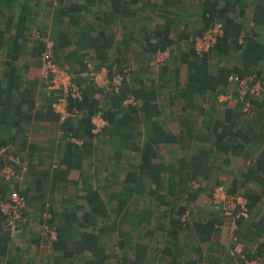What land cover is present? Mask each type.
Segmentation results:
<instances>
[{"label": "crops", "instance_id": "obj_1", "mask_svg": "<svg viewBox=\"0 0 264 264\" xmlns=\"http://www.w3.org/2000/svg\"><path fill=\"white\" fill-rule=\"evenodd\" d=\"M127 1L121 0L120 8L114 11L113 0H64L59 9L52 0H0V79L10 72V56H16L20 90L14 97L22 102L20 114L12 118L16 120L10 135L15 134V139L9 141V154L25 160L27 168L31 162L19 184L28 203L27 223L22 226L25 232L18 242H10L0 255V264H231L230 240L222 232L215 230L207 238L203 232L198 234L194 225L182 230L180 224L187 214L193 224L208 221L214 215L209 210L212 187L220 183L237 190L238 181L248 184L242 189L244 193L262 197L242 224V236L250 244L247 253L252 257L253 245L264 243V223L260 233L257 229L264 220V185L257 173L249 182L243 179L254 166V149L250 148V157L218 153L213 161L195 168L189 167L190 158L183 161L189 147L206 144L210 138L208 131L199 128L196 141H186V146L181 133L188 134L190 128L182 131L183 121L189 126L202 122L216 96L211 94L195 109H184V101L176 98L179 89L175 71L180 69L177 74L185 82L188 66L177 56L187 53L194 37L219 20L209 21L206 0H174L172 5L148 0L130 7ZM73 5L80 6L82 12L70 10ZM261 12L264 0H242L237 10L231 11L229 17L243 27L239 42L245 35L255 34L256 40L264 43ZM38 30L44 36L36 34ZM164 33L172 41L167 47L172 55L159 69H152L149 63L157 57L156 45ZM19 34L18 52L14 54ZM52 38L57 43L53 54L57 63L72 74L77 89L72 97L97 105L89 120L92 125L94 117L102 114L101 109L106 113L115 109L107 91L89 77L90 72L104 66L133 69L134 83H126L124 93L129 96L135 83L148 87L155 96L149 114L134 101L126 103V99L116 111L115 123L95 132L93 126L92 135L81 127L89 116L85 107L74 110V114L68 111L71 116L66 123L56 119L55 113H61L55 109V115L50 113L48 100L52 94L43 75L44 55L52 49V42L46 51L40 43ZM239 57L240 52L231 55L234 65L241 64ZM218 60L210 61L212 74ZM261 64L264 69V59ZM218 97L216 114L211 113L215 114L214 122L224 120L226 108L245 112L231 99L221 101L226 96ZM250 104L259 112L256 121L254 115L240 114L239 118L246 127L264 135V88L253 94ZM68 106L67 100V110ZM197 111L201 113L198 117ZM0 128V135L5 137L6 132ZM154 129L165 134L164 143L149 139L148 131L153 133ZM129 137L133 140L131 149L127 146ZM172 137L174 141L170 142ZM148 150L155 153L150 164L153 167L144 163ZM2 186L7 190L12 187L0 181ZM95 193L96 210L102 211V216L90 210L89 198ZM85 213L89 215L84 217ZM84 221L87 227L82 225ZM262 257L259 264H264Z\"/></svg>", "mask_w": 264, "mask_h": 264}, {"label": "trees", "instance_id": "obj_2", "mask_svg": "<svg viewBox=\"0 0 264 264\" xmlns=\"http://www.w3.org/2000/svg\"><path fill=\"white\" fill-rule=\"evenodd\" d=\"M120 1L121 0H113L112 7L114 11H117V9L120 8L118 7ZM146 1L148 0H129L125 2V4L126 6L130 7L132 4L144 3ZM166 2L167 3L169 2L171 5L173 3L175 4L174 0H164L163 5L164 4L166 5ZM205 2H206L205 3L206 7H208V12L210 13L209 21L213 22L214 20L218 19L219 21L215 23L222 24L223 35L219 38L216 46L209 53H206L203 56H200L197 54L195 47H194V42L192 43V48H190L187 51V53L178 54L177 59H179V62H182L183 64L188 66V75H187V81L183 82L180 79V76H178L177 74V73H180V69L175 71L177 75V78H176L177 81H175L176 89L177 88L179 89V96L176 98L178 100L182 99L184 101V109H189V110L197 108L199 106L200 101L201 102L204 101L211 94L212 95L215 94L216 101L215 103L211 104L209 108V112L206 113V116L205 118H203L202 122H196L189 126L187 121L186 122L183 121L184 122L183 129L181 130L185 131L188 129V127L190 128L188 134L181 133V137L183 138L185 143L186 141H191V142L196 141L194 138L199 128H201L200 130L208 131V133L210 134V138L207 139L206 144L204 143L203 145H200L201 143H199L198 146H193L192 148L189 147L187 150V156H186L187 158L183 161H188V159L190 158L189 167L195 168L198 165L202 164V162L205 163L207 161H213L214 158L215 159L217 158L218 153L220 154L222 153L226 155H233L235 157H245V156L250 157L248 152L251 148V149H254L253 158H252V163L254 166L250 168L249 172L246 175H244L243 179L244 181L249 182L251 179H253V175L257 173L261 180L260 184L264 185V135L263 133L260 131L258 132L253 131L250 129V127H246L244 123L241 122V118H239L240 114H244V113H240L239 109H236L238 111L236 112L233 109L226 108L224 111V115H225L224 120L220 121L216 119L217 121L214 122L215 114H216L215 108H216V105L218 104L217 101L219 100L218 96L220 94L221 96L223 95L227 96V95L232 94L233 96H235L234 99L238 98V92L232 91V90H237V87L236 85L233 84V82L229 80V77L231 75H236L241 78H244V77H248L250 74L249 72H251L252 70H254L255 72L258 71L259 77L263 75L264 71H263L261 62L264 59V43L258 42L256 40L255 34L245 35L242 42H239V38L242 34L243 27L237 24V22L234 19L230 18L229 14L231 13L232 10L236 11L240 7L242 0H206ZM62 3L64 4V0H59V5L56 6V9H59L60 7H62L61 6ZM126 6L124 7H125V10L127 11L128 8ZM70 10L74 12H82L83 9H81L80 6L73 5L72 7H70ZM263 14L264 12H261L259 19L261 18L262 20L264 18ZM40 31H42L43 34L46 33L45 30H40ZM35 32L36 34H39L41 37L44 36L39 33V30ZM20 35L21 34H19V36L15 40V49L13 50L14 54L18 52V48H16V43H18L19 38H21ZM166 37L167 36L165 33L161 35V38H160L161 40H158V44L156 45L157 47L156 51L158 50L160 52L161 50L162 51L168 50L170 52L171 49L167 47L172 45V41L169 42V40ZM50 42H52L51 50L53 51V54L55 55L57 43L54 40V38H52L51 40L46 39V40L40 41L45 51L47 49V44ZM48 51H49V48L47 49L46 52ZM237 52H240L239 58L241 59V64L234 65L231 61V55ZM171 55L172 53L170 52L169 59ZM10 58L12 59L11 64H9L10 72L5 73L3 76V79H0V127H3V131L6 132L5 137L2 134L0 135V150L7 147L9 145L10 140L15 139V134L10 135V132L13 129L12 122H15L16 120V119L13 120L12 118L20 114L21 106H22V102H18L14 97V92H18L20 90L19 89L20 84H19V80L16 74V66L14 65V61L16 60L17 57L13 55V56H10ZM212 59L220 60V61L218 60L220 63H219V66L216 68L215 74H212V67L210 64V61ZM54 60L57 63L55 57H54ZM57 65L60 68H65L59 63H57ZM127 68L131 69L130 66H126V65L122 67H116V69L110 68L111 70L109 69L110 70L109 76L113 77L116 74H123V71ZM131 70L129 71L130 76L124 80L123 85L118 88L117 93L107 91V94L111 97V100L113 101L115 109H116V110L115 109L112 110V112L109 111L108 113H106L104 110L101 109V112L105 116V119L107 120L108 124L111 122L115 123L116 111L118 110V107L121 105V103L126 99H129V98L133 99V101L138 105L139 109L145 114H149V110L154 107L155 96L151 91H149L148 87L145 88L144 85L138 86L135 83L132 88V93L129 96H127L124 93L125 91L124 87L126 83L128 82H131V84L134 83L133 82L134 80H131L133 76V69ZM48 90L52 94L51 96L52 98L48 100V103L50 105L49 107L50 113L54 114L55 112L54 104L58 102L59 97L63 95L62 94L63 92L57 91V90H50V89ZM55 91H56V95H57V92L59 93V95L57 96L58 98L55 96ZM66 98H69L67 99L68 104H69L68 111L72 114H74L73 111L76 109H81L83 107L87 108V110H84V111L87 112L89 116L85 119L81 127H83L84 129L83 132L87 133V135H92L91 132L94 129L93 128L94 125H92L91 121L89 120L94 114L93 111H96L98 109L96 107L97 106L96 103L89 102L88 100L85 102H82L78 98H73L72 95L70 94L66 96ZM241 103H239L238 105L243 106L242 105L243 103L242 104ZM86 104H88V106ZM254 104L255 105L257 104L256 101ZM257 106L259 105L257 104ZM11 111H13V113H11ZM253 112H254L255 119H257V115H258L257 113H259L257 112V108H253ZM211 113H215V114H211ZM55 114L57 115L56 119L60 120L61 118L60 115L58 113H55ZM199 115H201V113L200 111H197V117ZM246 120L249 121V119H246ZM66 122L67 121L65 120V123ZM212 123L215 125L213 126ZM155 130L156 129H154L153 131ZM158 130L159 129H157L153 133H151L150 132L151 130H149L148 131L149 139L157 143H160V142L164 143L167 140V138L164 137L165 134L158 133ZM70 135H73V134H70ZM73 136L76 138V135H73ZM171 141H174V138L170 140V142ZM128 142L129 143H127V146L128 148L131 149L133 145V140L131 137H129ZM187 145L188 144L186 143V146ZM186 146L184 147V149H187ZM149 155H151L152 157ZM154 155L155 153L152 150H148L147 152H145L144 156L147 159L145 160L144 163L146 167L147 166L153 167V165H150V164L152 163L151 161ZM11 163L12 161L9 159V156H5V155L0 156V170H3L5 165L11 164ZM28 163L30 166L31 162H28ZM182 164L184 165L185 162H182ZM209 170L211 171V169ZM202 171L203 170H200L199 172H202ZM27 172L28 171L22 174L23 175L22 180L19 183L14 185L15 187L14 189L9 188V190H7L3 186L0 187V196L3 199H5L9 197L13 191H18V193L25 198V201L27 203V198L22 194V191L19 188V184L21 182L23 183L24 176L27 174ZM237 183H239L238 188H237ZM237 183H236L237 190L228 189L229 194L235 195L239 192L243 194L244 198L247 201V209H248L247 217H249L250 216L249 210L251 211L252 209H254V206H256L257 203L261 201L262 197H257L256 195H253L248 192L244 193L242 189L243 187L245 188V186L248 184L244 182H239V181ZM217 185H220V183L215 184L212 187V190L210 192V203H212L214 188ZM89 199H91L90 210L92 212L97 211V214L102 216V211L96 210L97 209L96 201L98 200L97 194L96 193L93 194ZM26 212H28V207H27ZM88 215L89 214L85 213L84 217ZM243 219L244 218L239 220V223H241ZM52 221L53 219H51V222ZM85 223H88V222L84 221L82 222V225L84 227H87ZM263 223H264V220H261L259 222L258 224L259 226H257L258 233L261 232L262 227L260 226H262ZM193 225H194V229L196 230V232H198V234H202L203 232L206 234L205 236L207 238H209L215 230L216 232L218 231L222 232L221 234L224 236V238H229L231 248H232V235H230V225L228 224L226 218H223V217L216 218L215 216L211 215L208 221H204L203 223L195 222V224ZM180 228L182 230H185L187 226L185 225L183 226V224H180ZM23 231L25 232V228L21 232ZM0 234H1L0 235V255L3 256L10 242L11 244H15L14 240L16 239H13L11 237L9 231L6 228V221L2 216H0ZM242 234L243 232H241V230H239L238 233L236 234V236L238 237V241L240 242L245 241V237H243ZM22 235L23 233L21 234V236ZM174 238H175L174 240L177 242V234L174 236ZM55 243L56 242H54V245ZM60 246L61 245L59 244L57 248H60ZM247 252L248 250L244 251V255L246 257H244V259H241V261H251L253 259L261 260V257L264 256V243H261L260 247H258L255 252L254 251L252 252L253 254L252 257L250 256L251 253L249 255V253Z\"/></svg>", "mask_w": 264, "mask_h": 264}, {"label": "built area", "instance_id": "obj_3", "mask_svg": "<svg viewBox=\"0 0 264 264\" xmlns=\"http://www.w3.org/2000/svg\"><path fill=\"white\" fill-rule=\"evenodd\" d=\"M53 5L56 7L59 5V0H52ZM223 35V26L221 23H214L213 26L209 27L203 32L202 35L195 36L193 39L194 47L198 55L203 56L209 53L217 44L219 38ZM169 57V51L159 52L154 60H151L149 65L152 69H159L161 64ZM108 66L102 67L100 70L92 71L89 75L90 79L99 87L101 90L110 91L117 93L118 88L123 85L124 80L129 77L128 69L123 71V74H116L113 77L109 76ZM44 78L48 81V88L50 90L62 91L63 96L59 98L58 102L54 104V109L60 112L61 121L65 122L71 114L67 110L66 96L69 94L74 96L76 94V86L72 74L66 68H60L54 60L53 51H48L44 55V67H43ZM229 80L233 82L237 87L238 98L240 102L244 103L247 111L245 113L249 116H253V107H251L250 101L247 97H252L253 94L262 90L264 85V78L259 77L257 74L250 75L248 77L241 78L236 75H231ZM227 100L233 98V95H227ZM248 99V100H246ZM133 99L129 98L126 103L132 102ZM93 124L96 131L97 128H103L108 125L107 120L103 118L102 114H97L94 117ZM73 142L78 143L76 139H72ZM9 156V159L13 163H20L19 157L9 154V147H5L0 150V156ZM9 165V164H8ZM12 166V165H11ZM11 166L5 165L3 173H0V179L4 180V183L8 182L12 185L11 188H15L14 185L20 182L23 178V173L27 171L25 165L20 173H17ZM6 168V169H5ZM213 212L216 209H220L223 218H226L230 225V235H232V248L230 249L229 255L232 258L231 264H256L258 261H241V255L244 256V246L238 241V237L235 235V229L238 228V220L242 217H247V201L241 192L230 195L228 188L223 185H217L214 188L213 200H212ZM27 203L25 198L21 196L18 191H13L12 194L3 199L0 196V216L6 221V228L9 231L13 239H17L22 234V226L27 223ZM242 246V247H241ZM243 248V249H242ZM210 264V263H207Z\"/></svg>", "mask_w": 264, "mask_h": 264}, {"label": "rangeland", "instance_id": "obj_4", "mask_svg": "<svg viewBox=\"0 0 264 264\" xmlns=\"http://www.w3.org/2000/svg\"><path fill=\"white\" fill-rule=\"evenodd\" d=\"M263 71H264V69H263ZM264 74V73H263ZM249 100L250 99H252V97H247ZM248 99H246V100H248ZM227 100V97H223L222 99H221V101H226ZM243 107L245 108V111H247V108H246V106H245V104L243 103ZM248 112V111H247ZM10 153H11V151H10ZM17 161H19L20 163H13V164H9V165H7V166H11V167H13L14 169H15V171L17 172V173H20V170L26 165L25 163H26V161L25 160H22L21 159V157H19L18 158V160H16V162ZM18 168H20L19 170H18ZM29 168H30V166H29ZM29 168H27V171H29ZM6 169V168H5ZM2 173H3V171H2ZM238 174L240 173V171H238L237 172ZM0 181H2V182H4V180L3 179H0ZM223 185H225V184H223ZM226 186V185H225ZM227 187V186H226ZM209 210H212L213 211V209H210L209 208ZM221 215H223L222 213H221V210L220 209H216V210H214V215L213 216H215L216 218H221L222 216ZM243 218V217H242ZM239 220H241V218L239 219ZM239 220H238V228L236 227V229H235V235L238 233V231L239 230H242V224H243V222L245 223V222H247L248 220H249V217L247 218H244L243 220H242V222L241 223H239ZM45 231V230H44ZM20 238V237H19ZM19 241V239H17V242ZM13 242V241H12ZM16 242V240H14V243ZM244 247V250H243V252L247 249V247L250 245L249 244V242H246V241H241L240 242ZM242 247V246H241ZM253 247H254V252L257 250V248L259 247V243H256V244H254L253 245ZM242 248V249H243ZM222 256V255H221ZM241 257L243 258V257H246L245 255L243 256V255H241ZM222 259H224L225 257L224 256H222L221 257ZM231 259V261L230 262H232L233 260H232V258H230ZM259 260L260 259H255V260H251L250 262H255V261H258V263H256V264H259Z\"/></svg>", "mask_w": 264, "mask_h": 264}, {"label": "clouds", "instance_id": "obj_5", "mask_svg": "<svg viewBox=\"0 0 264 264\" xmlns=\"http://www.w3.org/2000/svg\"><path fill=\"white\" fill-rule=\"evenodd\" d=\"M258 75V74H257ZM230 101H233V102H235L237 105L239 104V103H241L239 100H237V99H231ZM242 104V103H241ZM243 105V104H242ZM240 108L242 109V106H240ZM244 114H245V112H244ZM256 120V119H255ZM211 209H212V207H211ZM185 224V226H191V225H193V222L191 221V218H190V214H187L186 215V217L185 218H183L182 219V224ZM184 226V225H183Z\"/></svg>", "mask_w": 264, "mask_h": 264}]
</instances>
